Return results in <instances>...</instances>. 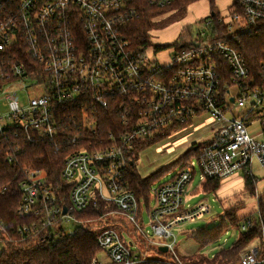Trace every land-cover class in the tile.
Masks as SVG:
<instances>
[{"label":"built area","instance_id":"2783aa9c","mask_svg":"<svg viewBox=\"0 0 264 264\" xmlns=\"http://www.w3.org/2000/svg\"><path fill=\"white\" fill-rule=\"evenodd\" d=\"M138 1L0 0V144L16 154L21 141L65 151L63 188L48 184L44 171L25 169L16 215L29 221L13 230L18 235L62 222L72 236L81 224L76 213L100 202L115 206L143 232L139 202L127 179L131 151L137 141L165 140L201 116L213 120V139L195 149L202 182L254 177V165L264 170V140L248 124L264 104V71L258 83H249L250 69L233 43L264 23V0H237L219 12L218 23L228 31L223 39L212 37L208 16L189 40L174 43L166 63L157 58V47L137 48L126 35L141 16ZM176 1L148 0V5L165 9ZM21 91L28 95L22 98ZM106 116L116 124L106 128ZM259 124L264 134V118ZM16 157L8 153V162ZM185 168L154 190L156 204L149 210L153 234L163 242L156 245L167 247L176 264L184 263L174 250V227L208 213L205 205L184 210L195 166ZM252 225L247 219L241 230ZM97 245L108 257L105 264L140 262L132 254L137 248L129 249L114 229L103 230ZM241 262L264 264L258 239Z\"/></svg>","mask_w":264,"mask_h":264},{"label":"trees","instance_id":"16d2710c","mask_svg":"<svg viewBox=\"0 0 264 264\" xmlns=\"http://www.w3.org/2000/svg\"><path fill=\"white\" fill-rule=\"evenodd\" d=\"M197 1L201 0H177L174 6L165 9L149 6L148 0L138 1L141 16L126 28L128 39L137 48L148 47L150 45V35L148 33L153 27L152 20L155 17L169 10H175L177 12L178 10L183 11ZM207 1L210 4L209 17L212 18L213 23L212 29L210 30L212 37L223 39L228 35V31L225 26L218 23L220 13L215 6L216 0ZM204 20L201 19L199 22L202 23ZM190 28L189 25L184 27L178 38L179 41L186 42L192 37L193 32ZM233 43L244 56L250 69L249 83L251 79L258 83L259 76L264 71V23H261L250 32L239 35L238 39L233 41ZM157 50L161 51V48L157 47ZM229 77V73L224 75L223 84L229 81ZM107 118L111 117L106 116L103 118V125L106 128L110 126L108 122L116 124V120L109 121ZM163 139V136H157L152 139L137 141L135 149L131 151L129 156L130 161L127 165V179L139 202V222L141 225L143 222L140 217L142 209L141 201L146 203V210L149 212L150 207L148 203L150 201L151 185L167 169H161L149 177H143L137 170L134 157L136 152H141ZM21 144L22 149L19 154H16L14 148L0 144V239L4 240L5 245L0 255V264H92L93 260L97 259L101 251L97 245V237L103 231L95 229L96 223L105 219L108 215L120 214L115 206L100 202L99 207L96 209L89 208L76 213V218H78L81 224L76 228V232L72 236H69L67 226H62V222L56 227L53 226L49 229L39 231L35 235L23 237L18 235L16 231L13 232L17 227L29 221L27 218H20L16 215V211L22 201L20 183L23 180L25 169H40L45 172L46 182L48 184L54 188L64 187L61 172L65 151L61 153L50 144L40 142L35 144L21 141ZM200 144L192 145L188 155L185 157L189 155L195 157V149ZM8 153L14 156L17 155V161L9 163ZM187 165L188 162H186L184 168ZM221 182L214 180L205 181L203 192L209 194L216 193L221 187ZM256 185L257 180L254 177L244 176V190L249 196L257 199L258 205V216L255 220L252 219L253 225L249 230L242 231L241 225L247 219L251 218H239L238 210L240 207L233 206L224 211V215L220 217L219 223L215 224L212 228H203L195 232L191 230L189 233H186L188 238L195 240L198 245L205 248L219 241L230 229L239 230L240 232L237 241L230 248L221 249L210 260H206L207 262L203 263L200 262V264H223L224 262L241 261V257L247 251L248 246L257 239L263 247L264 191L257 194ZM183 212L184 210L181 211V213ZM133 233L136 240L142 238L139 235V230L136 228H134ZM144 236L148 237L146 234ZM148 241L150 242L149 239ZM160 248L159 246L157 250L163 254ZM132 254L136 255L140 260L137 264H167L160 259L145 258L138 248L133 250ZM172 256L174 257L173 254Z\"/></svg>","mask_w":264,"mask_h":264},{"label":"rangeland","instance_id":"374dc122","mask_svg":"<svg viewBox=\"0 0 264 264\" xmlns=\"http://www.w3.org/2000/svg\"><path fill=\"white\" fill-rule=\"evenodd\" d=\"M235 0H216L215 6L219 12H226L228 6L234 3ZM186 10V11H185ZM183 11L169 10L155 17L153 27L150 30V45L151 48L160 47L157 58L166 63L168 56L172 53L173 45L178 40L181 31L185 26H190L194 33L202 27V23L199 21L205 19L210 14V4L206 0L193 3L190 7ZM226 10V11H223ZM188 24V25H187ZM148 56L153 55L150 48L146 50ZM235 89L233 90V93ZM22 98H25L28 94L26 92H19ZM258 117L254 120L258 123L261 122V118H264V104L257 112ZM193 125L186 128L184 131L175 129L170 132V136L162 140L141 152H136L134 157L135 165L139 174L143 177H149L161 169H167L162 176L156 179L151 185L150 201L148 206L152 209L155 204L154 190L161 184L170 181L184 166L186 162L188 165L186 168L195 166V175L193 180L187 187L185 194V210L195 208L200 205H207L210 212L203 215L202 218L191 219L190 222H184L180 227H174V235L176 244L174 250L180 260L184 264H200L207 262L215 256L221 249H228L234 244L239 237V230L230 229L225 235L221 237L219 241L208 247H201L195 240H192L186 236L191 230L193 232L201 230L203 228H212L215 224L219 223L220 217H223L224 211L227 208L238 206L239 218H248L255 220L257 218V199L249 196L245 190H236L235 186H232L228 190H223L218 193V198L215 193L206 194L203 192L204 182L200 180V168L193 155L185 157L189 153V149L194 143H204L213 139V133L211 132V124L213 120L209 116H201L198 119L193 120ZM264 137H259L258 140H262ZM190 158V159H187ZM180 161V162H179ZM179 162V163H178ZM185 168V169H186ZM253 175L258 179L256 185V193L264 191V170L254 165ZM220 198V199H219ZM141 218L143 225V232L139 231L141 239L136 240L133 233L134 226L128 222V220L122 214H111L105 219L96 223V230L114 229L120 236L122 242L128 246L129 249L138 248L140 253L148 259H160L167 264H176V260L172 256V252L169 250L163 254L159 253L156 243H163L153 234L151 223L149 220V212L146 210V203L141 201ZM102 224V225H100ZM147 233L148 237L144 236ZM150 240V242L148 241ZM133 243V244H132ZM4 243H0V250L4 248ZM264 247V245H263ZM97 259L100 263H106L108 257L106 253L100 251ZM219 264V263H218ZM223 264H242L240 260L232 262H224Z\"/></svg>","mask_w":264,"mask_h":264},{"label":"crops","instance_id":"0c3cea01","mask_svg":"<svg viewBox=\"0 0 264 264\" xmlns=\"http://www.w3.org/2000/svg\"><path fill=\"white\" fill-rule=\"evenodd\" d=\"M207 1V0H206ZM198 2V1H197ZM197 2H195V3H197ZM208 2V1H207ZM191 5H193V4H191ZM190 5V6H191ZM231 5V4H230ZM189 6V7H190ZM229 7V6H228ZM223 11H226V10H223ZM209 16H210V14H209ZM207 18V17H206ZM188 25V24H187ZM186 27V26H185ZM167 61V60H166ZM255 117L254 116H252V118L251 119H249L248 120V124L250 125V131H251V133L258 139L259 137H264V134L262 133V127L260 126V124L259 123H257L255 120ZM212 132V131H211ZM262 140H264V138L262 139ZM194 144H198V143H194L193 142V145ZM255 166H258V165H255ZM259 167V166H258ZM253 170H254V166H253ZM255 177V176H254ZM255 179L257 180V182H258V179L255 177ZM232 186H235V188H236V190H240V189H242V190H244V176H243V174H238V175H236V176H234V177H231V178H229V179H226V180H224V181H222L221 182V187L219 188V190L215 193V195H216V197L218 198V193L220 192V191H223V190H228V189H230ZM246 192V191H245ZM206 194H209V193H206ZM220 199V198H219ZM206 207H207V210H208V213L210 212V209L208 208V206L207 205H205ZM185 210V209H184ZM187 221H189L190 222V220H185V222H187ZM184 223V222H183ZM182 224V223H181ZM180 224V225H181ZM180 225H178V226H176V227H180ZM133 244V243H132Z\"/></svg>","mask_w":264,"mask_h":264},{"label":"water","instance_id":"95a60500","mask_svg":"<svg viewBox=\"0 0 264 264\" xmlns=\"http://www.w3.org/2000/svg\"><path fill=\"white\" fill-rule=\"evenodd\" d=\"M66 212H67V209H66V207H64V213H66ZM160 251H162L163 253H165V252L168 251V249H167V247H161L160 248Z\"/></svg>","mask_w":264,"mask_h":264},{"label":"bare ground","instance_id":"6f19581e","mask_svg":"<svg viewBox=\"0 0 264 264\" xmlns=\"http://www.w3.org/2000/svg\"><path fill=\"white\" fill-rule=\"evenodd\" d=\"M203 205V204H202Z\"/></svg>","mask_w":264,"mask_h":264}]
</instances>
